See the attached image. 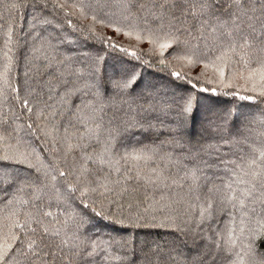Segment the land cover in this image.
<instances>
[{
    "label": "snow or ice",
    "instance_id": "obj_1",
    "mask_svg": "<svg viewBox=\"0 0 264 264\" xmlns=\"http://www.w3.org/2000/svg\"><path fill=\"white\" fill-rule=\"evenodd\" d=\"M0 264H264V0H0Z\"/></svg>",
    "mask_w": 264,
    "mask_h": 264
},
{
    "label": "trees",
    "instance_id": "obj_2",
    "mask_svg": "<svg viewBox=\"0 0 264 264\" xmlns=\"http://www.w3.org/2000/svg\"><path fill=\"white\" fill-rule=\"evenodd\" d=\"M144 47H147L146 45H144ZM153 234H155V230H153ZM161 235H163V234H161Z\"/></svg>",
    "mask_w": 264,
    "mask_h": 264
}]
</instances>
